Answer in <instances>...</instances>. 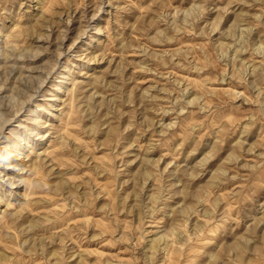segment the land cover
Segmentation results:
<instances>
[{
	"label": "rangeland",
	"instance_id": "obj_1",
	"mask_svg": "<svg viewBox=\"0 0 264 264\" xmlns=\"http://www.w3.org/2000/svg\"><path fill=\"white\" fill-rule=\"evenodd\" d=\"M0 264H264V0H0Z\"/></svg>",
	"mask_w": 264,
	"mask_h": 264
}]
</instances>
